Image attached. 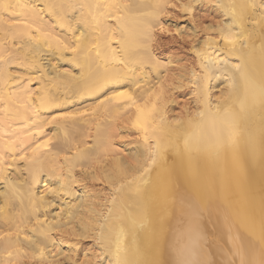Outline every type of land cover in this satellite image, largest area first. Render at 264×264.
Listing matches in <instances>:
<instances>
[{
  "label": "bare ground",
  "instance_id": "1",
  "mask_svg": "<svg viewBox=\"0 0 264 264\" xmlns=\"http://www.w3.org/2000/svg\"><path fill=\"white\" fill-rule=\"evenodd\" d=\"M175 1L0 0V264H264V0H213L188 72Z\"/></svg>",
  "mask_w": 264,
  "mask_h": 264
},
{
  "label": "rangeland",
  "instance_id": "2",
  "mask_svg": "<svg viewBox=\"0 0 264 264\" xmlns=\"http://www.w3.org/2000/svg\"><path fill=\"white\" fill-rule=\"evenodd\" d=\"M182 1L188 2L193 0ZM212 1L213 0H201L198 4L194 5L192 14L188 12L184 13V11L179 7L174 8L175 5L180 6V3L177 0L175 1L173 9H170L172 13L169 14V16H171L169 17V20L173 22L168 23L167 27H165L166 29H164L165 31H157V41L163 46V48L156 49V54L157 57L162 61H166L167 58H170L174 63V65L171 66V69L173 68V70H175L184 68L183 70L186 69L188 72V70L195 65V55L191 50V47L193 46V42L197 39V35L199 33V37H204L206 32H209L211 37L218 38L219 30H217V28L222 25L223 19L226 17H222L223 14L221 10L219 11V9L216 8L215 4H213L215 0L213 2ZM196 28L199 32H196ZM182 92V94L175 95V98H178V100L176 99L177 104L174 110L178 113L182 112L184 106H191L192 103L190 90L184 88ZM127 138H130V140H132L133 138H135V136L134 134L128 135ZM127 149L129 150V147L122 149L124 155L126 156H128ZM84 243L80 245L81 249L90 251V253L98 254V249L96 246H94V244L90 242ZM99 262L101 264H106L105 260H101Z\"/></svg>",
  "mask_w": 264,
  "mask_h": 264
},
{
  "label": "snow or ice",
  "instance_id": "3",
  "mask_svg": "<svg viewBox=\"0 0 264 264\" xmlns=\"http://www.w3.org/2000/svg\"><path fill=\"white\" fill-rule=\"evenodd\" d=\"M163 90H161V95ZM119 103H124L128 107L135 108V118L132 121V127L140 132H143L145 139H148L149 124L157 111V105L151 103L149 100H143L134 97L127 91H121L116 96L111 97ZM159 99V97H157ZM177 264H206V262H190V261H177ZM241 264H251V262L241 261Z\"/></svg>",
  "mask_w": 264,
  "mask_h": 264
}]
</instances>
